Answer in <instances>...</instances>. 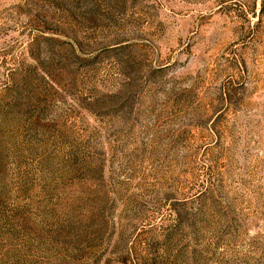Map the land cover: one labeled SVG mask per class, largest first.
<instances>
[{
  "label": "rangeland",
  "instance_id": "obj_1",
  "mask_svg": "<svg viewBox=\"0 0 264 264\" xmlns=\"http://www.w3.org/2000/svg\"><path fill=\"white\" fill-rule=\"evenodd\" d=\"M261 0H0V264H264Z\"/></svg>",
  "mask_w": 264,
  "mask_h": 264
},
{
  "label": "trees",
  "instance_id": "obj_2",
  "mask_svg": "<svg viewBox=\"0 0 264 264\" xmlns=\"http://www.w3.org/2000/svg\"><path fill=\"white\" fill-rule=\"evenodd\" d=\"M264 15V0H261V8L258 14V23H260V20L262 18V16Z\"/></svg>",
  "mask_w": 264,
  "mask_h": 264
}]
</instances>
